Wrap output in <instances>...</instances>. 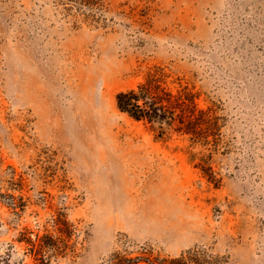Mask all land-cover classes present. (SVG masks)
Returning a JSON list of instances; mask_svg holds the SVG:
<instances>
[{"label":"rangeland","instance_id":"374dc122","mask_svg":"<svg viewBox=\"0 0 264 264\" xmlns=\"http://www.w3.org/2000/svg\"><path fill=\"white\" fill-rule=\"evenodd\" d=\"M156 67L216 147L119 111ZM60 231L52 264H264V0H0V264Z\"/></svg>","mask_w":264,"mask_h":264},{"label":"trees","instance_id":"16d2710c","mask_svg":"<svg viewBox=\"0 0 264 264\" xmlns=\"http://www.w3.org/2000/svg\"><path fill=\"white\" fill-rule=\"evenodd\" d=\"M170 78L165 68H154L136 89L117 94L119 111L136 122L149 125L161 138L174 132L189 136L195 143L206 146L213 143L216 147L222 128L220 118L212 109H200L196 103L198 96L188 87L172 88ZM202 171L210 181L220 182L211 168L202 167ZM60 232V236L45 235L31 242L34 264H52L67 254L68 235ZM170 264L200 263L188 256L173 259Z\"/></svg>","mask_w":264,"mask_h":264},{"label":"bare ground","instance_id":"6f19581e","mask_svg":"<svg viewBox=\"0 0 264 264\" xmlns=\"http://www.w3.org/2000/svg\"><path fill=\"white\" fill-rule=\"evenodd\" d=\"M105 134H106V136H107L109 139L113 140L114 142H116V141H117L116 139H118V136H116V135L113 133L112 128L107 129V131H106ZM105 134H104V135H105Z\"/></svg>","mask_w":264,"mask_h":264}]
</instances>
